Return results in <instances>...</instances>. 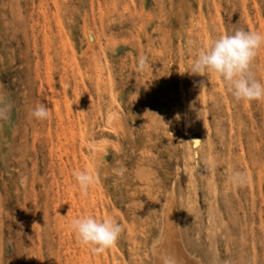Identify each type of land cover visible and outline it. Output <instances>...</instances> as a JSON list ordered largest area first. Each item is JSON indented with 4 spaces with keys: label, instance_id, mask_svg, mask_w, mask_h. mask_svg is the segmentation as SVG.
I'll return each instance as SVG.
<instances>
[{
    "label": "rangeland",
    "instance_id": "374dc122",
    "mask_svg": "<svg viewBox=\"0 0 264 264\" xmlns=\"http://www.w3.org/2000/svg\"><path fill=\"white\" fill-rule=\"evenodd\" d=\"M236 29L264 35V0H0V264H152L169 214L203 264H264V99L191 71ZM250 72L264 83V44ZM85 215L116 243H79Z\"/></svg>",
    "mask_w": 264,
    "mask_h": 264
},
{
    "label": "clouds",
    "instance_id": "9594fccd",
    "mask_svg": "<svg viewBox=\"0 0 264 264\" xmlns=\"http://www.w3.org/2000/svg\"><path fill=\"white\" fill-rule=\"evenodd\" d=\"M262 44L264 35L260 33L243 29L226 32L197 53L191 71L197 76L205 73L214 75L227 85L235 101L262 100L264 83L255 79L250 72V66ZM31 115L37 120H45L49 111L41 104L32 110ZM73 176L81 193L86 194L93 178L83 171H75ZM229 182L241 187L247 182V177L240 171H233ZM69 228L79 243L94 252H102L113 246L121 233L119 223L111 217L102 220L88 215L73 218Z\"/></svg>",
    "mask_w": 264,
    "mask_h": 264
},
{
    "label": "bare ground",
    "instance_id": "6f19581e",
    "mask_svg": "<svg viewBox=\"0 0 264 264\" xmlns=\"http://www.w3.org/2000/svg\"><path fill=\"white\" fill-rule=\"evenodd\" d=\"M111 114L112 115L108 116V119L106 122L112 128H115L117 130V127L119 126V125L117 126V120H119L120 118H117L116 120L115 116H113V114L115 113H111ZM99 144L101 143H98V144L95 142L89 143L90 151H89L88 159H89L91 166H93L94 168L98 167L100 159L102 157V151L100 149ZM170 197L171 196L168 195V198H165L166 199L165 201L167 202L166 205L168 204L167 200L170 201L169 203H172L170 200L172 199V197L171 198ZM166 205H165V210L167 207ZM169 205H170V208L174 206V204L173 205L169 204ZM167 210L169 209L167 208ZM169 211H175V209L173 208V209H170ZM165 212H168V211H165ZM174 218L175 217H173L172 214H169V216L165 219L168 222L167 226H164L166 227V232L164 231L162 227L164 231V232L162 231L163 235H159L158 239L155 242H152L151 244L152 264H203L200 258L195 253L191 252L189 248L185 246V244H183L182 242L183 240L181 241V239L177 237L179 233L178 234L176 233L177 236L175 235L174 230H177L176 229L177 226L175 227L174 223H178V222H176ZM165 223L163 222V224ZM178 231L179 230H177L176 232Z\"/></svg>",
    "mask_w": 264,
    "mask_h": 264
}]
</instances>
